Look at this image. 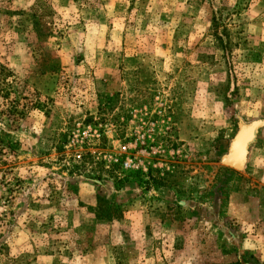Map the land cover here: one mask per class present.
<instances>
[{
  "label": "rangeland",
  "instance_id": "1",
  "mask_svg": "<svg viewBox=\"0 0 264 264\" xmlns=\"http://www.w3.org/2000/svg\"><path fill=\"white\" fill-rule=\"evenodd\" d=\"M262 94L264 0H0V264H264Z\"/></svg>",
  "mask_w": 264,
  "mask_h": 264
},
{
  "label": "water",
  "instance_id": "2",
  "mask_svg": "<svg viewBox=\"0 0 264 264\" xmlns=\"http://www.w3.org/2000/svg\"><path fill=\"white\" fill-rule=\"evenodd\" d=\"M260 122L241 125L237 134L231 140L227 153L222 158V163L232 169L239 170L245 162L247 150L255 139Z\"/></svg>",
  "mask_w": 264,
  "mask_h": 264
},
{
  "label": "crops",
  "instance_id": "3",
  "mask_svg": "<svg viewBox=\"0 0 264 264\" xmlns=\"http://www.w3.org/2000/svg\"><path fill=\"white\" fill-rule=\"evenodd\" d=\"M252 23L255 24L254 27H257V26H258V27L260 28L259 31H260V34H261V33H262V26H263V24H262L261 22H258V21H254V22H252ZM250 25H251V24H250ZM252 89H253V90H257L258 88H256V87H252ZM258 90H260L259 92L263 91L261 88L258 89ZM262 93H263V92H262ZM253 100H255L256 102H258V104L260 103V105H264V95H263V94L260 96V98H258V99L253 98ZM245 101H246V100H243V103H245Z\"/></svg>",
  "mask_w": 264,
  "mask_h": 264
},
{
  "label": "built area",
  "instance_id": "4",
  "mask_svg": "<svg viewBox=\"0 0 264 264\" xmlns=\"http://www.w3.org/2000/svg\"><path fill=\"white\" fill-rule=\"evenodd\" d=\"M122 151L125 152L127 149H130V146H123L122 148ZM131 161L127 158L125 161L122 162V166L124 169H129L131 168Z\"/></svg>",
  "mask_w": 264,
  "mask_h": 264
}]
</instances>
